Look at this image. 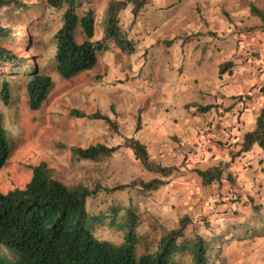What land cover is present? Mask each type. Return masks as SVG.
I'll return each instance as SVG.
<instances>
[{"label": "rangeland", "instance_id": "obj_1", "mask_svg": "<svg viewBox=\"0 0 264 264\" xmlns=\"http://www.w3.org/2000/svg\"><path fill=\"white\" fill-rule=\"evenodd\" d=\"M22 1L43 3V0ZM93 1L94 7L101 14L107 0ZM209 1L211 0H202L207 5ZM248 2L264 9V0H215L210 2L213 5L210 4L209 7L197 6V13L200 20L207 16L214 23L227 20L226 16H231L239 25V28L235 27L236 30L240 29L236 32L237 36L242 34L251 38L254 32L247 28L258 23L259 19L250 13ZM152 7L150 3L144 7L145 12L148 11L150 15H142L141 30L146 31L153 39L158 38L155 47L165 48L168 46L167 41L157 37L162 34V26H149V20L153 21L157 13L155 10L149 11ZM126 12L125 9L123 13ZM60 13V10L54 8L45 9L43 19L31 30V36L35 39L33 48L26 50L23 47H13L14 52L26 58L25 62L30 64L29 67L32 65V59L38 60L41 70L52 77L53 85L47 98L35 110L29 107L25 83L19 80L12 84L9 103L5 105L0 102L2 123L11 148L10 158L0 169V192L23 187L31 178L33 166L40 162L47 164L54 178L70 186L78 183L88 187L96 183L111 186L128 182L135 177L150 179L156 176L143 168L134 157L126 146V135L131 132V128L133 130V125L135 126L138 110L141 123L150 114L144 86H160L161 68L155 69V73L151 74L150 61L148 66L140 65V59L134 60L132 55L123 53L116 47L99 53L97 63L92 69L69 79L62 78L56 71L55 41L52 38L61 23ZM122 18L126 27L129 23L128 15H123ZM15 22L16 35L12 40L25 39L26 27L20 25L23 21L15 19ZM8 23L10 19L7 8L2 7L0 25L5 26ZM222 34L227 35V32ZM164 36L170 38L171 34L165 33ZM255 55L257 59L260 58L259 52L249 53L252 59ZM262 60L264 64V58ZM184 65L182 70L185 72L180 76L181 80H185L189 75L186 65L184 70ZM133 69H136L139 75H132ZM259 69L261 68H257ZM262 70L260 76L264 74V65ZM137 80V86H142L141 92L131 86ZM258 85L260 91L264 86V76ZM152 89H148V94L155 92ZM132 90L136 91V96ZM249 100L253 101L255 108L250 112L252 116L263 106L264 96L259 92L248 95L245 97V105ZM75 111L84 115H77ZM95 111L108 116L115 127L103 119L87 116ZM242 111L241 109L237 112ZM214 128L219 135L212 132L209 139L219 148L218 161L210 162L215 157L213 154L206 162L203 149H194L198 146L195 143L189 150H185L186 153L182 152L178 160L180 162L176 165L178 170L170 181L159 189L143 194L134 188L113 193L100 192L95 197H88L86 227L101 239L121 243L129 224L125 211L131 206L137 215L136 229L140 235L136 243V254H141L146 251L154 252L157 240L164 230L176 227L183 216L190 219L187 236L192 235V228L205 236L216 229L227 230L229 222L236 220V215L240 220L248 217L251 207L255 205H259L264 214V157L258 159L245 155L234 156L239 144L236 145L231 139L233 130L224 119L219 120ZM222 130L226 132L224 135L221 134ZM235 139L236 136L233 140ZM172 142L175 140L172 139ZM95 143L120 147L98 160L77 159L71 153L72 147L85 148ZM211 149L208 147L209 151ZM172 157L160 163L175 165L172 162L177 161H173ZM218 162L228 164L221 182L203 186L194 170ZM249 224L254 225L252 219ZM218 258L213 264H264V235L246 239H226L222 242ZM169 264H188V259L174 254L170 257Z\"/></svg>", "mask_w": 264, "mask_h": 264}, {"label": "trees", "instance_id": "obj_2", "mask_svg": "<svg viewBox=\"0 0 264 264\" xmlns=\"http://www.w3.org/2000/svg\"><path fill=\"white\" fill-rule=\"evenodd\" d=\"M149 0H107L101 14L93 5V0H43V3L22 0H0V8H7L10 23L0 25V102L7 105L12 95V84L16 80L26 86L28 105L38 109L53 85L52 77L42 71L38 60L32 65L25 62L13 47L33 48L35 39L31 30L44 17L45 9L60 10L61 23L52 35L55 41V67L64 79L92 69L99 53L119 48L126 54L135 51V42L128 37L121 20V13L131 6L133 20L139 15ZM249 11L259 19L247 29L264 32V9L253 2L247 3ZM229 20V16H227ZM15 19H21L26 27L25 39L13 41L16 35ZM133 22V21H132ZM226 63L220 66L224 71ZM264 96V86L260 88ZM203 112L211 105L197 106ZM231 110V109H230ZM140 110L136 114L135 131L141 127ZM238 111V110H237ZM77 115L84 113L75 111ZM233 113V112H232ZM238 115L240 112H237ZM87 114H85L86 116ZM93 119H103L115 127L110 118L99 111L87 115ZM126 146L147 171L156 176L150 179L135 177L125 183L114 185L94 184L88 187L81 183L67 185L54 178L45 162L33 166L32 175L23 187L0 192V264H169L174 254L188 259V264H213L221 254L222 242L226 239H246L264 235V214L261 207H251L248 217L231 220L227 230H213L203 235L191 229L188 216L179 219L176 227L164 230L157 240L154 252L136 254L138 242L137 215L129 206L127 232L121 243L101 239L86 227V202L100 192L136 188L140 193L153 192L166 185L178 170L176 165H162L151 158L146 145L134 135L126 138ZM254 145L264 147V104L258 110L253 126L241 137L234 156L250 151ZM120 145L108 146L103 143L91 144L85 148H70L77 159L98 160L115 152ZM11 155L6 131L0 111V169ZM226 163H217L206 168H196L201 184L208 186L221 182ZM252 219L254 225H250ZM140 236V235H139Z\"/></svg>", "mask_w": 264, "mask_h": 264}, {"label": "crops", "instance_id": "obj_3", "mask_svg": "<svg viewBox=\"0 0 264 264\" xmlns=\"http://www.w3.org/2000/svg\"><path fill=\"white\" fill-rule=\"evenodd\" d=\"M214 1H209L207 5L202 0H149L150 7L153 6L149 11L157 12L153 21L149 20V26H162V34L157 37L167 41L168 46L165 48L155 47L158 38L153 39L146 31L141 30L142 15L148 11L145 12L143 8L134 20L131 6L126 8V13H123L125 9L121 13L122 16L128 15L129 23L126 27L123 21L122 23L128 37L135 42V51L129 55L134 60L140 59V65L148 66L150 61L151 74L155 73V69L161 68L160 86H144L150 114L141 123L138 131L134 130L133 125V130L131 128V132L126 135V138L134 135L144 143L151 158L158 163L173 155L175 157L172 160L177 162L172 163L179 164L182 152L186 153L185 150H189L195 143L199 147L195 146L194 149H203L206 162L213 154L215 157L210 162L218 161L219 148L209 138L216 123L221 119L226 122L230 111L243 110L239 113L243 129L234 128L231 132V139L236 145L239 144L242 134L253 126L256 116V112L250 115L255 109L253 101H247V107L244 108L239 100L255 95L256 92L262 94L258 82L264 76H260L264 65V32L252 31V39L242 34L237 36L236 32L240 29L236 30L235 27L239 28V25L231 16V20L226 16L227 20L216 23L211 22L207 16L200 20L197 6L209 7L210 4L213 5L210 2ZM224 31L227 35L222 34ZM163 33H170L171 37L166 38ZM247 46L259 49L260 58L257 59L255 55L252 59L245 50ZM184 63L189 75L181 80L180 76L185 72L182 70ZM224 63V71L220 72V66ZM131 74L139 75L136 69L131 70ZM138 84L137 80L131 86L141 92L142 86H137ZM149 88H153L152 91L155 92L148 94ZM132 91L136 96V91ZM198 105L212 107L201 112ZM235 136L236 139L233 140ZM208 147L212 149L209 151ZM240 155L261 159L264 157V148L254 145L250 151Z\"/></svg>", "mask_w": 264, "mask_h": 264}, {"label": "built area", "instance_id": "obj_4", "mask_svg": "<svg viewBox=\"0 0 264 264\" xmlns=\"http://www.w3.org/2000/svg\"><path fill=\"white\" fill-rule=\"evenodd\" d=\"M245 50L248 52V53H250V52H255V53H257L258 51H259V49H257L256 47H249V46H247L246 48H245ZM240 102H241V106L243 107V106H245V99L244 98H242V99H240L239 100ZM244 101V102H243ZM241 109V108H240ZM226 123H227V125H228V127L230 128V129H237V130H239V129H243V124L240 122V120H239V115H238V113H237V111H235V113L233 112H230L229 114H228V117L226 118ZM229 129V130H230ZM214 132L213 133H215V135H219V133H217L216 132V129L214 128V130H213ZM226 132L224 131V130H222L221 131V134H225Z\"/></svg>", "mask_w": 264, "mask_h": 264}]
</instances>
